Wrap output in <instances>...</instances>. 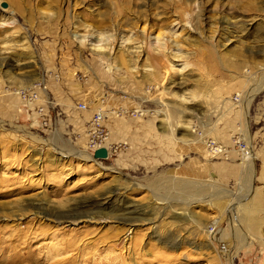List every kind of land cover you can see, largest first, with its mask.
Returning <instances> with one entry per match:
<instances>
[{
	"label": "rangeland",
	"instance_id": "374dc122",
	"mask_svg": "<svg viewBox=\"0 0 264 264\" xmlns=\"http://www.w3.org/2000/svg\"><path fill=\"white\" fill-rule=\"evenodd\" d=\"M262 62L264 0H0V264H264ZM39 78L49 128L16 92Z\"/></svg>",
	"mask_w": 264,
	"mask_h": 264
},
{
	"label": "built area",
	"instance_id": "2783aa9c",
	"mask_svg": "<svg viewBox=\"0 0 264 264\" xmlns=\"http://www.w3.org/2000/svg\"><path fill=\"white\" fill-rule=\"evenodd\" d=\"M44 80V79H43ZM43 80H38L32 85H28L25 87H21L17 89V94L19 98L24 103L37 102L43 93L46 85ZM45 81V80H44ZM44 94V93H43ZM47 99V100H46ZM50 101L44 95V101L42 104L35 105V110L38 115L39 123L42 127L49 128L50 127V111L51 106ZM44 104V105H43ZM77 108L84 111L87 110L88 107L85 103L79 102L77 104ZM105 115L102 110H94L89 120H87L85 124V129L87 131V149L90 154L99 148H105L107 152V157L112 155L113 152L116 151L118 144L111 142L110 133L108 128L104 125ZM208 150L212 153L220 152L221 146L217 145V143L211 138H205L204 140ZM234 142L237 145V148L244 152L246 150V145L240 141V138L234 137Z\"/></svg>",
	"mask_w": 264,
	"mask_h": 264
},
{
	"label": "bare ground",
	"instance_id": "6f19581e",
	"mask_svg": "<svg viewBox=\"0 0 264 264\" xmlns=\"http://www.w3.org/2000/svg\"><path fill=\"white\" fill-rule=\"evenodd\" d=\"M235 19H237V18H235ZM229 22H231L230 21V19L228 20ZM235 21H237V20H234L233 22H235ZM243 23V25H248V24H244V22H242ZM246 23V22H245ZM184 26H185V28L187 29V31L190 33V34H188L185 38H191V37H194L193 38V41H197L198 39H197V35H198V33L197 32H191V28L187 25V24H184ZM240 26V25H239ZM242 28V27H241ZM240 28V29H241ZM236 34V33H235ZM229 40H231V41H234L233 39H229ZM226 46V45H225ZM254 47V46H253ZM96 48V50H101V47H99V46H97L96 44H95V46H94V48L93 49H95ZM239 47L234 43V45H233V47H231V48H224V50H227L226 52H225V54L226 55H228L229 56V54H231V53H233V55H238V52H239ZM224 54V55H225ZM225 55V56H226ZM239 56V55H238ZM18 60V59H17ZM18 62H19V60H18ZM17 64H19V63H17ZM16 65V64H15ZM259 65V64H258ZM17 66V65H16ZM240 66V64L238 65V67ZM250 66H252V65H250ZM260 69L263 71V75H262V77H260L259 79H257L256 80V83H255V86H253L251 89H250V91L247 93V96L245 97V100L243 101V104L245 105V108L246 109H248V106H249V103H250V101H251V99L253 98V96L260 90V89H262L263 87H264V62H262L261 63V65H260ZM147 70H150V69H147ZM248 71H249V69H248ZM249 72H251V70L249 71ZM260 72V71H259ZM249 78V77H248ZM39 80H43L42 78H39ZM43 82H44V84L46 85V83L47 82H45L44 80H43ZM17 92V91H16ZM43 93H44V95L46 96V98H48V96H47V89H46V87H45V89L43 90ZM47 100V99H46ZM248 111V110H247ZM246 111V112H247ZM220 151H221V149H220ZM246 153H247V156H245L246 157V159H248L249 161H248V166H249V164L251 163V160L253 159V157H252V154H251V152L250 151H247V150H244ZM84 157H86V158H89L90 156L88 155V154H86V156H84ZM253 162V161H252ZM243 188V187H242ZM243 192V191H242ZM248 191L245 193V194H241V196H237V198H236V205H241V207L239 208L240 210V218L241 219H247L245 222H247V223H250L251 224V226H252V228H253V230H254V232L256 233L258 230H259V228L261 227H259L258 226V224H261V223H259L261 220H260V218H258V217H256V215H255V209H257V207H258V204H257V202L256 201H254L253 199L250 201V202H246V201H244L245 200V198H248ZM242 198H244V199H242ZM232 201V200H231ZM230 201V202H231ZM229 202V203H230ZM232 205V204H231ZM39 206V205H38ZM39 208H42V206L41 207H39ZM238 208V207H237ZM19 210V209H18ZM125 211V210H124ZM246 212V213H245ZM248 212H249V214H248ZM11 213H12V211H11ZM127 213H133V212H127ZM14 213H12V215H13ZM23 214V213H22ZM21 214V215H22ZM20 216V215H19ZM135 218V217H134ZM131 219H133V216H131ZM133 221H135V219L133 220ZM218 220H214L213 221V223L216 225V224H218ZM130 224V227L127 229V232H128V235H129V233H132L133 232V229H134V227H133V225L132 224H134L133 222H131V223H129ZM250 224H249V226H250ZM133 227V228H132ZM212 230L214 229V226L211 228ZM17 232H18V234H22L23 233V231H21V229L20 228H17ZM22 232V233H21ZM56 251V250H55ZM57 251H60L59 250V248L57 249Z\"/></svg>",
	"mask_w": 264,
	"mask_h": 264
},
{
	"label": "water",
	"instance_id": "95a60500",
	"mask_svg": "<svg viewBox=\"0 0 264 264\" xmlns=\"http://www.w3.org/2000/svg\"><path fill=\"white\" fill-rule=\"evenodd\" d=\"M2 7H6V3L5 2H2L1 4ZM92 156L95 158V159H99V158H106L107 157V152H106V149L105 148H99L97 150H95L92 154Z\"/></svg>",
	"mask_w": 264,
	"mask_h": 264
}]
</instances>
